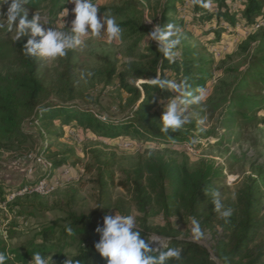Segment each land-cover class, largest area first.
I'll use <instances>...</instances> for the list:
<instances>
[{
	"label": "trees",
	"instance_id": "16d2710c",
	"mask_svg": "<svg viewBox=\"0 0 264 264\" xmlns=\"http://www.w3.org/2000/svg\"><path fill=\"white\" fill-rule=\"evenodd\" d=\"M93 2L99 6L103 0ZM69 4L68 0H27L25 8L29 12V19L36 12H45V26L52 27ZM132 4L127 1L123 7L112 10L117 15H124L132 10ZM185 4L186 0H165L158 25L164 29L168 23H172L183 31H187L189 25H199L203 36H213L212 39L204 41V50L221 45L223 35L233 34L240 18H243L248 30H252L258 22L264 21V0H192L186 8L187 12L193 15L189 21L182 19L178 12L179 9L185 8ZM6 10L5 0H0V11L4 13ZM105 12L107 9L100 10V13ZM209 24H213L214 30L207 29ZM192 33L194 32L192 31L191 35ZM29 38L30 36L25 35L19 40L0 42V149L8 150L26 142L27 124L42 125L49 137L48 141L62 139L65 128H68L70 131L91 132L108 141L132 137L155 141L157 144L183 145L191 142L187 137L161 132L157 122L158 109L174 98L176 93L160 89L135 63L129 64L127 71L120 74L123 89L136 98L132 114L123 119L98 118L92 109L74 104V69L78 58L76 48L68 50L62 57L61 72L54 78L42 67L40 57L24 55V45ZM191 49L183 47L175 51V62L164 58L156 47L146 49L143 56L152 57L153 70L162 69V76L170 74L169 80H186L191 86L189 90L197 87L206 90L212 79L209 61L199 68H176L177 56H191L194 52ZM134 72L139 75V87H133L125 81ZM101 74L108 83L112 82L118 75L116 65L108 63ZM54 97L56 99H53ZM263 112L264 29L258 33V41L248 68L233 83L231 92L223 103L220 128L234 132L237 125L263 124V120L257 119ZM55 122L60 124V129H54ZM41 152L50 154L51 147H43ZM65 164V161L54 162L50 176ZM114 165L113 160H108L100 162L98 168L87 167L89 173H96L95 184L99 190V199H105L107 204L112 202L111 190L115 186L112 173ZM222 173V169L208 162H202L196 170L190 171L186 166L162 163L153 152H148L147 158L138 162L132 180L120 183L122 188H130L133 191L134 204L142 215L138 220L141 236L148 242H151L153 236L162 238L164 242L160 248L163 250H180L181 258L170 260L169 264H264V247L259 249L257 255L252 256L249 253L250 247L264 229V169L257 168L255 177H248L239 189L236 200L224 204L225 208L232 210V215L227 221L214 211V205L211 203L212 193L219 192L218 181ZM147 176L150 177L148 187L145 186ZM38 182L22 183L19 186L0 185V204L5 203L7 211L14 213L18 210L19 216H27L16 204H7V197ZM70 192L69 205L72 207L78 191L72 189ZM153 195L157 196V204L165 215V227L148 225L147 216L154 203ZM27 197L41 198L38 195L24 196ZM20 200L21 198H18L17 202ZM71 207L62 225L55 223L42 232L41 236L45 242L41 245L32 241L26 247L11 250L6 242L0 239V252L8 256L5 264H30L32 256L37 252L45 258L52 256L53 264H67V261L70 264H107L106 259L101 258L95 249V242L99 240L95 229L103 222L95 219L94 215H77L72 212ZM178 207H182L192 219L205 228L212 229L217 222L221 224L223 235L212 247V254L196 242L181 239V233L172 228L170 217ZM57 234L63 245L47 243ZM74 243H78L77 253L65 254L64 247Z\"/></svg>",
	"mask_w": 264,
	"mask_h": 264
},
{
	"label": "rangeland",
	"instance_id": "374dc122",
	"mask_svg": "<svg viewBox=\"0 0 264 264\" xmlns=\"http://www.w3.org/2000/svg\"><path fill=\"white\" fill-rule=\"evenodd\" d=\"M127 1L133 3L131 11L124 15L113 12V8L123 7ZM191 1L186 0V3ZM164 3L165 0H103L100 3L98 18L103 15L114 17L122 29V36L117 41H109L106 33L100 36H88L85 37V46L76 48L78 58L74 69L76 80L74 104L92 109L107 118L123 119L132 114L136 98L125 92L120 74L127 71L129 64L135 63L142 73L151 79L158 75L162 76V69L153 70V58H146L143 54L149 47L158 49L156 42H150L146 35L158 25ZM73 8V4L67 7L69 16L65 18V23L69 29L75 19L71 11ZM101 9H107V12L100 13ZM34 14L40 17V22L45 26L46 13ZM192 16L187 12L185 21L191 20ZM61 17L60 15L52 27L67 30L63 27L64 17ZM206 27L214 30L213 24ZM262 29L264 26L252 32L246 29L243 18H240L237 29L232 30L233 34L223 35L221 45H215L221 47V54L218 55L212 54L213 46L209 50H204V41L212 39L213 36H203L199 25H189L187 31L180 30V44L175 51L183 47H191V51L194 52L186 57L179 54L176 58V68H199L206 61H209L212 67V79L206 89L205 100L199 105L187 106L188 122L181 128L175 131L170 129L168 132L187 137L190 143L176 146L131 137L125 140L133 145L131 149H126L120 140H104L83 130H73L72 133L68 128H65L62 139L48 141L49 137L42 125L27 124L26 142L20 146H12L8 150L0 149V185L33 184L49 177L51 171L35 161L40 155L51 164L65 161L66 164L62 169L69 171V174L67 177H61L60 187L47 197H20L21 200L17 202L18 198L11 200L12 195L8 196L7 204H16L21 211L27 213V216H19L18 210L14 213L7 211L6 204H0V239L5 241L11 250L26 247L32 241L39 245L43 244L45 241L41 236L42 232L55 223L62 225L66 219L67 211L71 207L69 192L72 189L78 191L75 203L71 207L72 212L77 215H94L95 219L101 222L105 215L115 216L117 213L133 215L138 227V220L142 215L134 204L133 191L130 188H122L120 183L132 180L138 162L146 159L148 152H153L157 160L162 163H173L178 167L186 166L190 171L196 170L202 162H208L222 169L223 173L218 181L220 199L223 204L234 202L246 179L255 177L257 168L264 169V122L249 126L237 125L233 132L230 129L220 128L223 120L221 113L233 83L248 68L254 55L258 33ZM192 31L194 33L191 35ZM16 35L14 28L9 30L4 13L0 11V42L14 40ZM61 59L62 57L54 60L39 58L42 67L54 78L61 72ZM108 63L115 64L118 71V75L110 83L101 74ZM168 75L167 78L170 77ZM138 77L139 75L134 72L125 81L133 87H139ZM165 106L159 107L157 113L160 129ZM257 119L264 121V112L259 114ZM54 129H60L58 122H55ZM122 139L124 138L121 137ZM43 147H51L50 154L42 153ZM188 148L192 152L188 151ZM108 160H113L115 164L112 170L115 186L111 190V204L105 203V199L103 201L99 199V190L95 184L96 173L87 171L88 166L98 168L100 162ZM149 179L150 177L147 176L146 187L149 185ZM262 192L264 195V188ZM153 201L147 216L148 225L165 227V215L157 204V196L153 195ZM110 207L112 208L108 210ZM192 221L193 219L182 207L176 208L170 217L172 228L181 233V239L196 242L212 254V247L223 235V227L219 222L212 229L200 224L202 235L197 239L192 232ZM155 238L158 237L153 236L151 240ZM59 239L60 236L57 234L47 243L61 246L63 243ZM160 240L161 244L158 243V247L164 242L162 238ZM152 246L157 247L155 243ZM261 247H264V229L250 247L249 253L252 256L257 255ZM77 251L78 243L64 247L65 254L73 255Z\"/></svg>",
	"mask_w": 264,
	"mask_h": 264
},
{
	"label": "clouds",
	"instance_id": "9594fccd",
	"mask_svg": "<svg viewBox=\"0 0 264 264\" xmlns=\"http://www.w3.org/2000/svg\"><path fill=\"white\" fill-rule=\"evenodd\" d=\"M26 3L27 0H5L7 10L4 12L7 27L9 30L15 29L17 40L25 35L30 36L23 49L26 57H40L45 60L63 57L68 50L83 48L85 37L88 36H100L106 33L109 41L121 39L122 29L116 19L105 15L98 18L99 7L93 0H68V3L74 5L71 11L75 19L71 23V28H67L65 18L69 16V10L65 8L62 11L63 27L67 30L45 27L40 22V17L35 14L29 19ZM146 36L150 42H156L164 58L175 62V49L180 44V29L175 24L168 23L164 29L159 25L154 26ZM153 82L162 90L176 93L166 104L161 116L163 133H168L170 129L175 131L186 124L187 106L199 105L206 98L205 88L197 87L189 90L191 86L186 80L177 82L158 75L153 78ZM211 203L214 205V211L226 221L232 215V210L225 208L218 191L212 193ZM192 225L193 235L199 239L202 235L200 224L193 219ZM95 232L99 235L95 249L101 258L106 259L107 264H169L170 260L181 258L179 249L163 250L158 247V241L150 243L145 240L133 215L119 213L115 216L105 215L103 223L97 225ZM153 243L157 247H153ZM7 259L8 256L0 252V264H5ZM50 261L53 264L52 256L45 258L37 252L32 256L30 264H49ZM67 264L70 262L67 261Z\"/></svg>",
	"mask_w": 264,
	"mask_h": 264
},
{
	"label": "built area",
	"instance_id": "2783aa9c",
	"mask_svg": "<svg viewBox=\"0 0 264 264\" xmlns=\"http://www.w3.org/2000/svg\"><path fill=\"white\" fill-rule=\"evenodd\" d=\"M189 6L188 3L185 4V8H181L179 10V14L181 16L182 19H186V15H187V7ZM62 16V15H61ZM63 18V17H61ZM264 26V21L262 22H258L255 27L251 30L252 32H256L259 29H261ZM212 54L213 55H218L221 54L220 50L221 47H212ZM98 118H103L102 115H99L96 113L95 115ZM70 132H74V131H70ZM128 140V139H127ZM125 139L120 140V142H122V145L124 148L126 149H131L132 147V143L130 141H127ZM178 146V144H173ZM188 151L192 152V150L190 148L187 149ZM35 161L43 166H46L47 169H49V171H51L52 169V164L48 163L44 157L42 155H40L39 157H36ZM54 174H57L56 176L52 175L46 178H43L42 180H40L38 183L32 185V186H26L23 189L19 190L18 192L12 194L11 196V200H15L16 198H20V197H24V196H32V195H38L40 197H47L51 194H53L59 187H60V179L61 177H67L69 174V171H67L66 169H59L55 172H53ZM67 186V185H66ZM63 187V186H61ZM66 188V187H65ZM9 201V200H8ZM152 241H158V243L161 244V240L160 238H155ZM150 242V243H151ZM159 244V245H160Z\"/></svg>",
	"mask_w": 264,
	"mask_h": 264
}]
</instances>
